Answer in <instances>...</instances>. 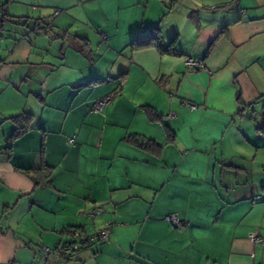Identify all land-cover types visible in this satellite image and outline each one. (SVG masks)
<instances>
[{"label":"crops","instance_id":"crops-1","mask_svg":"<svg viewBox=\"0 0 264 264\" xmlns=\"http://www.w3.org/2000/svg\"><path fill=\"white\" fill-rule=\"evenodd\" d=\"M1 1L0 264H264V0Z\"/></svg>","mask_w":264,"mask_h":264},{"label":"built area","instance_id":"built-area-1","mask_svg":"<svg viewBox=\"0 0 264 264\" xmlns=\"http://www.w3.org/2000/svg\"><path fill=\"white\" fill-rule=\"evenodd\" d=\"M1 3V0H0ZM7 11V6L3 5L0 9V17L3 16L4 14H6ZM0 29V33H1ZM185 64L190 67V68H203V65L198 62L196 59L191 58V57H186L185 58ZM119 86L117 87V90L103 96L100 98L95 99L90 107V110L93 112H99L101 111L112 99V97L115 95V93L118 91ZM183 104L185 105H189V107L191 109L196 108V104L192 103V102H187L184 101ZM167 117H172V114H167L165 116H162L159 121L160 122H164L165 119ZM69 142L73 143L74 142V138H70ZM104 211L103 206L102 205H95L91 210L87 211V210H82V214L86 217L89 218H94L96 216H98L99 214H101ZM164 220H166L167 222L171 223L172 225L176 226L177 228H183L184 226L187 225V222L182 219L177 213H170L164 216ZM113 225L114 222H106V225L99 229L95 234L93 235H87L84 232H80V231H76L73 230L72 232H70L71 234V241L69 245L66 246V248H50L45 246L43 249L47 254H55V253H61L64 252V255L66 256H72L73 253L75 252L76 249H78L81 245L80 241L85 239L88 240V242H98V243H104L107 242L110 238V235L112 233V229H113ZM252 239L255 243L257 244H261L264 245V238L258 236L257 234H254L252 236Z\"/></svg>","mask_w":264,"mask_h":264},{"label":"trees","instance_id":"trees-1","mask_svg":"<svg viewBox=\"0 0 264 264\" xmlns=\"http://www.w3.org/2000/svg\"><path fill=\"white\" fill-rule=\"evenodd\" d=\"M3 5H6V2L1 1L0 3V9ZM7 6V5H6ZM8 17V10L6 11V14H4L3 16L0 17V24ZM1 29V26H0ZM148 35L140 37V38H136L133 41V46L139 47V46H149V45H155L157 46L159 49L161 50H169V46L167 45H163L161 44L159 41V36H158V27L157 26H152L149 27L148 29ZM142 108L144 109L145 113L147 114V116L151 119V120H159L160 116H158L155 112V110L149 106V105H143ZM11 119L16 123L17 127L15 128L14 132H13V136L19 134L20 132L26 130V128L28 127V120H29V115H27L26 113H20L17 114L15 116H12ZM256 129L258 131H262L264 132V114H262L261 116V120L258 122ZM166 130H169V127L166 126ZM11 135V136H12ZM128 140L131 143H134L136 145L142 146V147H147V148H154L155 143L152 139L149 138H143L141 137L139 134H133V135H129ZM38 180H36L37 182ZM79 227H73V228H67L66 232H72L75 229H78ZM73 241V240H72ZM71 239L67 242V244L64 246L66 248L67 245L70 244V242H72ZM93 242V241H92ZM96 242V241H94ZM81 245L85 244V243H90L88 242V240H81L80 241ZM98 243V242H96ZM79 247V248H80ZM77 251V249L75 250V252ZM61 254L64 255V252H61ZM65 256V255H64ZM70 257V256H69Z\"/></svg>","mask_w":264,"mask_h":264},{"label":"rangeland","instance_id":"rangeland-1","mask_svg":"<svg viewBox=\"0 0 264 264\" xmlns=\"http://www.w3.org/2000/svg\"><path fill=\"white\" fill-rule=\"evenodd\" d=\"M260 120H261V118H260ZM260 161H261V158H260V156H259V158L256 160V163H255V164L259 163ZM254 175H255V174H253V177H254Z\"/></svg>","mask_w":264,"mask_h":264}]
</instances>
